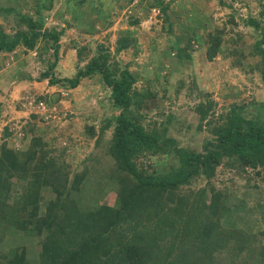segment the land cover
Masks as SVG:
<instances>
[{"label": "trees", "instance_id": "1", "mask_svg": "<svg viewBox=\"0 0 264 264\" xmlns=\"http://www.w3.org/2000/svg\"><path fill=\"white\" fill-rule=\"evenodd\" d=\"M63 1L78 10L86 3ZM87 1L84 11L95 10L98 19L103 4L108 6L102 18L108 17L109 25V17L123 7V0ZM124 1L128 4L132 0ZM20 2L23 11L0 6V54L14 53L16 59L27 61L33 51L32 65H46L36 68L38 75L32 80H46L52 87L73 89L81 78L98 74L107 104L117 112L99 129L103 132L112 125L105 144L107 159L94 157L95 163L84 164L80 170L72 171L63 147L56 153L48 148L34 125H30L33 133L24 149L9 147L5 140L0 143V240L4 231L25 233L30 229L37 245L32 261L24 246L0 245V264H264V243L259 238L264 229L254 234L251 227L252 221L254 226L256 222L264 226V202L258 200L249 206V218H245L237 203L231 204L236 197L211 180L216 168L224 166L245 180L243 186L264 188V101L253 96L220 107L209 92L194 86V80L201 78L191 60L205 66L217 54L223 57V29L207 31L202 38L195 31L198 28L177 26L183 41L176 47L180 69L167 70L159 62L165 53H157L150 76L130 71L113 57L135 47V31L129 29L116 37L113 53L97 45L71 77L61 78L55 76L54 68L63 27L45 26L56 0H34L30 5ZM145 7L156 9L167 33L172 34L169 3L151 0ZM263 15L261 9L257 16L248 13L241 20L258 31L249 53L258 57L260 67L255 69L264 84ZM141 20L130 16L128 25L136 27ZM186 59L189 63L183 64ZM184 87L198 91L193 132H206L201 150L184 146L180 129L174 135L167 133L172 115L167 113L160 121L145 118L156 107V98L177 97ZM58 98V93L47 95L42 102ZM31 117L35 120L36 114ZM87 132L92 135L93 127ZM149 155L168 160L147 166L137 163L138 158ZM160 164L167 169L157 172ZM197 179L204 182L193 188L192 181ZM108 191L113 197L103 202ZM41 192L53 194L43 207Z\"/></svg>", "mask_w": 264, "mask_h": 264}, {"label": "rangeland", "instance_id": "2", "mask_svg": "<svg viewBox=\"0 0 264 264\" xmlns=\"http://www.w3.org/2000/svg\"><path fill=\"white\" fill-rule=\"evenodd\" d=\"M20 1L0 0V6L14 7L23 11L24 6ZM22 1L30 5L34 0ZM150 1L132 0L126 4L123 0L120 12L109 17L112 20V24L109 25L108 17L102 18L109 10L106 4H103L101 17L98 19L95 10L84 11L87 0L79 10L71 5L70 8L67 7L63 0H56L53 10L45 19V26L63 27V34L59 38L58 59L54 68L55 76L71 77L77 67L82 66L92 55L97 45H103L113 53L116 37L129 29L135 31L133 36L135 47H129L113 55L121 66H127L130 71L135 70L143 76H150L153 58L158 56L157 53L160 55L165 53L159 62L169 71H178L181 63L178 62L176 47H181L183 41L179 39L177 26L198 28L195 31H198V35L201 34L202 38L207 31L214 32L217 28H221L224 31L223 38L226 44L223 57L219 53L205 66L200 65L204 63H192L191 60L192 68H197L195 73L201 78L194 80V86L202 92H209L218 105H221L220 107L253 96L264 101V84L259 77V71L255 69L260 67V63L258 57L249 53L258 31H254L241 20L248 13L257 16L259 10H264V0H163L164 3H169L167 14L174 21L170 35L166 31L162 15L154 8L148 10L145 7L146 2ZM133 15L142 19L136 27L128 25V19ZM261 20L264 21V15ZM155 33H158L157 36ZM170 44H173L172 47ZM76 48L80 49V56L76 55L78 50ZM30 54L27 61L24 58L16 59L14 53L0 54V65H4L0 67V143L5 140L9 147L24 149L33 133L29 130L30 125H34L35 133L41 136L54 153L55 150L64 148L65 155L72 163V171L76 168L80 170L82 165L93 162L94 157L102 161L107 159L104 151L106 141L111 137L112 125L103 132L99 129L117 110L107 104L105 88L102 87L99 75L81 78L73 89L52 87L46 80L35 81L36 84L32 85L31 82H34L32 79H35L39 71L36 68H44L46 64L32 65L33 51ZM187 62L189 63L186 59L182 63L187 64ZM189 90L184 87L177 97L170 94L169 98H156V107L151 109L145 118L150 121L154 119L160 121L167 113L172 115V124L167 128V133L174 135L175 131L180 129V139L184 146L201 150L206 144V132H193L196 124L193 106L198 91ZM57 93L59 94L57 101L48 104L42 102L44 96ZM41 96L43 98L37 99ZM33 114H36L35 120H32ZM38 115L41 117H37ZM89 127H93L92 135L87 132ZM4 128L7 129V136L4 135ZM191 135L194 137H190ZM170 157L173 161V156ZM165 160L164 156L149 155L138 158L137 163L147 166L148 163H163ZM164 166L165 164L156 165L155 170L165 171L167 167ZM211 180L216 187H226L229 194L236 197L231 204L236 202L239 206L238 211L245 218H249V206L258 200L264 202L263 187L254 190L243 186L245 180L224 166L216 168ZM192 182L191 186L194 188L200 186L204 180L197 179ZM112 195V191H108L102 198L103 202L111 200ZM52 197V193L41 192V207ZM253 223L252 221L251 227L254 234L264 229L260 223L256 222L255 226ZM32 234L30 229L25 233L4 231L0 245L6 248L22 245L28 253V259L35 260L37 245ZM259 238L264 243V236Z\"/></svg>", "mask_w": 264, "mask_h": 264}, {"label": "crops", "instance_id": "3", "mask_svg": "<svg viewBox=\"0 0 264 264\" xmlns=\"http://www.w3.org/2000/svg\"><path fill=\"white\" fill-rule=\"evenodd\" d=\"M31 84L34 85V84H36V82L35 81L34 82H31Z\"/></svg>", "mask_w": 264, "mask_h": 264}]
</instances>
